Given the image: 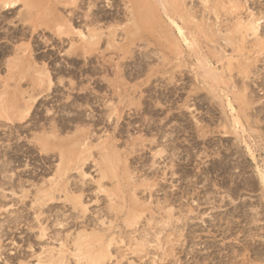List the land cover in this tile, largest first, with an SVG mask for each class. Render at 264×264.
<instances>
[{"label": "rangeland", "instance_id": "1", "mask_svg": "<svg viewBox=\"0 0 264 264\" xmlns=\"http://www.w3.org/2000/svg\"><path fill=\"white\" fill-rule=\"evenodd\" d=\"M8 1L0 264H264V0Z\"/></svg>", "mask_w": 264, "mask_h": 264}, {"label": "bare ground", "instance_id": "2", "mask_svg": "<svg viewBox=\"0 0 264 264\" xmlns=\"http://www.w3.org/2000/svg\"><path fill=\"white\" fill-rule=\"evenodd\" d=\"M4 1V0H3ZM8 1V0H7ZM23 1H25V0H23ZM29 1H31V0H29ZM20 2L21 1H19V0H12V1H8V2H5V5H4V7H5V11H7V12H11V11H14L16 8H18L19 6H20ZM30 3H32V1L30 2ZM138 14V13H137ZM144 19V18H143ZM62 25H63V23H62ZM33 29V28H32ZM95 31V30H94ZM64 33H66L65 31H64ZM69 35V34H68ZM58 36V35H57ZM62 36V35H61ZM65 36V35H64ZM70 36V35H69ZM84 53H86V52H84ZM113 168V167H112ZM38 209H39V207H38ZM79 222V221H78ZM79 227V226H78ZM62 238V237H61ZM27 255V254H26ZM64 257V256H63ZM53 258V257H52ZM54 261V260H53ZM40 263V262H39Z\"/></svg>", "mask_w": 264, "mask_h": 264}]
</instances>
